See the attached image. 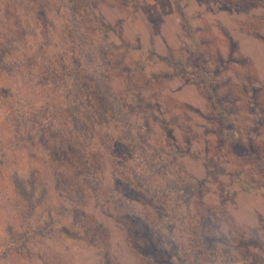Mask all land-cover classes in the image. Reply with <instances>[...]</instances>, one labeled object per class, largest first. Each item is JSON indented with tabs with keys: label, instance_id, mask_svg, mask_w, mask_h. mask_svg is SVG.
I'll return each mask as SVG.
<instances>
[{
	"label": "rangeland",
	"instance_id": "rangeland-1",
	"mask_svg": "<svg viewBox=\"0 0 264 264\" xmlns=\"http://www.w3.org/2000/svg\"><path fill=\"white\" fill-rule=\"evenodd\" d=\"M76 95L119 124L76 133L83 187L79 153L63 165L30 146ZM105 132L118 150L102 155ZM1 151L0 264H148L142 226L154 264H264V175L247 157L264 159V0H0ZM112 192L126 202L105 205Z\"/></svg>",
	"mask_w": 264,
	"mask_h": 264
},
{
	"label": "trees",
	"instance_id": "trees-1",
	"mask_svg": "<svg viewBox=\"0 0 264 264\" xmlns=\"http://www.w3.org/2000/svg\"><path fill=\"white\" fill-rule=\"evenodd\" d=\"M71 70V69H70ZM62 73L64 72L63 70L61 71ZM200 75L203 77H207L209 74L204 73L203 71L200 72ZM211 80V79H210ZM210 80L208 83L205 84V87L208 88L210 95H211V99L212 101L215 103V107L216 110L219 111V113L223 116L222 119L223 122L226 124V120L223 114V111L221 110V107L219 106V102H217V96L215 93V89L212 87ZM78 84H75V86H77ZM63 86V84H62ZM74 87V86H73ZM80 88V87H78ZM95 94V93H94ZM83 97H80L79 99L77 98V95L75 97L74 100H65L66 103H63L64 107L63 110L58 109L54 115H50V117L48 118L49 115L44 116L43 120H47V122H45L43 124V122L41 121H37V132L35 133V135L32 136L31 138V142H30V146H33V144H36L35 141H39L40 142V147L44 149V151L47 152L48 156H50L52 159L58 161L59 163H63V165L67 162H69V159H71V157H73V161H77L76 157L74 156L76 153H79L80 155L78 156V158H80L82 160L83 163L81 162H77L76 164H72L73 167L78 166V169L74 170L75 173V177L76 180L79 182L80 186L82 185L83 187V183L86 184V178L87 176H85L84 174V170L81 169V167H85V168H91L92 163H91V155L89 154V149L87 151V149H80L78 151H76V149L74 148V142L75 140H77V132H82V133H90V130H88L87 128H83V126L86 124V122L94 129L96 123L98 122L97 120L99 119L100 121H105L108 122L111 120V122L114 124V128L117 129V126L119 127L118 122L113 121L114 118L108 117L106 115L103 116V114L100 112H98L99 110L96 109V107L89 101L86 106H88L89 108L92 109L91 114H93L92 116L89 115V112L86 111V107H85V103L82 99ZM100 102L102 103L100 106V109H105L104 106V102L103 99H99ZM217 102V103H216ZM48 118V119H47ZM108 119V121L105 120ZM104 119V120H103ZM81 120V121H79ZM83 120V121H82ZM227 125V124H226ZM111 126V124H110ZM231 129V128H230ZM104 136H106L107 138H109L110 143L104 145V144H100L98 147V151L97 152H103V154L108 153L110 151H115L118 150V148H115L114 146L117 145V143L115 141H117L116 137H113L111 135V133L109 132H105ZM2 153V151L0 152ZM88 154L89 158H85L84 154ZM100 153H98L99 155ZM69 155L71 157H69ZM123 155V153H122ZM61 156H63L66 160H62ZM66 156V157H65ZM97 156V155H96ZM252 157V156H256L255 161H258V164H260L259 168L261 170V172L264 175V168L261 166V163L264 166V159L262 160V157L256 153V152H249L247 154V157ZM123 157H125L123 155ZM104 158H101L100 162L97 164V166H101L103 165L105 168V162H104ZM127 163H129V160L125 161ZM125 162H122L121 165H123ZM257 163V162H255ZM95 165V164H94ZM112 165V163H111ZM110 165V167H111ZM120 165V166H121ZM115 167H117V164H115V166H112V169H114ZM84 168V169H85ZM116 175L117 172H114L111 182H113L114 184H116L118 182V180H116ZM134 176H136V171L134 172ZM133 176V179H134ZM81 179H80V178ZM81 182V183H80ZM140 186V189H142L144 186L145 187H150L151 190H154L152 188V185L147 182V181H142L138 179L137 182ZM79 184H76L77 187L79 188ZM21 187H24L22 184H19ZM25 188H22V190H24ZM62 193H64L65 195H68L70 193V188H67V184L64 185V187L62 188ZM80 189H78L77 193L80 194ZM112 197L110 199V201H106L105 205H110L109 203L115 202V204H124L126 202L125 198H122V194L120 196L115 195L114 192H112ZM143 198H145L147 201L149 200L152 204L154 203L155 198L150 197V195L146 192H143L142 194ZM115 198L116 201H115ZM123 199L125 200V202L123 201ZM68 201H70V198L68 197ZM141 205V204H139ZM142 206V205H141ZM144 208V207H143ZM144 214H142L140 216L141 219H139L140 221L144 222L146 225H149L150 229H151V225L150 224V220L148 219V215H146V211L143 212ZM128 215V214H127ZM133 215V214H132ZM134 215H139V212L134 213ZM129 216V215H128ZM131 217V216H130ZM147 217V218H146ZM133 221V223H137L136 219H131ZM137 225V224H136ZM142 225V224H141ZM143 231H140L139 235L140 236H145L146 238V243L144 244V247L142 248V251L145 253V257L149 258L148 260V264H154L155 260L154 257L156 256L157 253V246L155 244V242L151 239V237L148 236L149 232H147V228L142 226Z\"/></svg>",
	"mask_w": 264,
	"mask_h": 264
}]
</instances>
